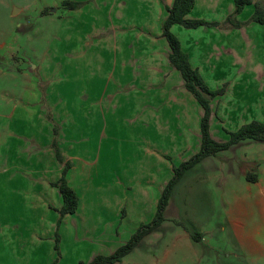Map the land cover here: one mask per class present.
Returning a JSON list of instances; mask_svg holds the SVG:
<instances>
[{"label":"rangeland","instance_id":"rangeland-1","mask_svg":"<svg viewBox=\"0 0 264 264\" xmlns=\"http://www.w3.org/2000/svg\"><path fill=\"white\" fill-rule=\"evenodd\" d=\"M133 1L125 22L148 16L145 0ZM251 1L229 22L234 0H199L192 16L219 25L173 31L193 45L191 65L208 87L224 88L212 100L217 140L264 122V23L251 18L264 0ZM87 2L66 22L63 7L53 21L37 17L21 28L19 15L10 23L0 14V230L10 239L0 264H86L95 251L112 253L153 220L152 200L173 176L169 162L177 167L199 148L201 107L178 70L131 42L136 27L125 40L110 32L116 12ZM41 117L57 126L70 164L73 214L60 215L48 182L61 169ZM10 228L52 235V257L47 241L23 243L26 233L14 237ZM114 264H264V142L233 145L186 170L160 224Z\"/></svg>","mask_w":264,"mask_h":264},{"label":"trees","instance_id":"trees-1","mask_svg":"<svg viewBox=\"0 0 264 264\" xmlns=\"http://www.w3.org/2000/svg\"><path fill=\"white\" fill-rule=\"evenodd\" d=\"M235 7L227 21L233 22V17L243 10L245 5L251 4V0H234ZM62 5L68 8H77L78 2L65 0ZM254 12L252 20L264 23V8L259 4H254ZM194 7V0H172L171 5L165 6L166 15L161 22V35L165 38L169 53L167 60L169 64L180 73L184 87L193 95L195 100L201 107L200 116V138L199 149L189 159L183 161L177 167H173V176L162 188L158 199L156 212L153 220L145 225H141L138 231L124 244L118 246L112 253L108 255L97 254L92 257L86 264H114L119 262L126 254L131 252L139 243L141 237L153 231L161 222L162 212L167 203V199L181 178L182 174L193 167L196 163L207 156L217 155L220 151L229 149L233 145H238L245 141L264 142V122L252 120L241 125L238 129L228 132L229 137L225 140H217L210 133V119L214 115L212 100L219 94H222L224 88L210 89L205 83L198 69L193 67L189 61L188 55L182 49L178 37L172 32L171 27L174 24H179L184 28H197L200 26L219 25L217 21H207L200 18H189L187 15ZM237 24V23H235ZM58 128L53 126L51 147L54 150L55 158L63 164L61 175L56 180L51 182V185L56 187L61 198V206L59 209L60 215L73 214L78 208V196L75 190L67 181V172L70 164L64 161L61 152L57 145ZM194 240H198L199 233L192 235ZM55 251H58V238L55 237ZM52 261L51 264H55Z\"/></svg>","mask_w":264,"mask_h":264},{"label":"crops","instance_id":"crops-1","mask_svg":"<svg viewBox=\"0 0 264 264\" xmlns=\"http://www.w3.org/2000/svg\"><path fill=\"white\" fill-rule=\"evenodd\" d=\"M17 1L18 2H15V0H10V5L8 7L5 5L6 3H4L3 1H0V14L7 13V18L10 19V23H13L12 21H13L15 15H19L21 17L20 19L22 20V22H20L19 28H21L22 25L23 26L29 25L31 23V21L37 17L47 18V19H50L51 21H53L54 18L52 17V13L55 12L59 7H63L65 9V13H64L62 19L66 22L75 13V11H77V9H81L84 6L86 7L88 4L87 0H69V1H73V2L77 1V2L81 3L80 7L78 6L77 8L73 9V8H68V7H65L62 5V2L65 0H31L30 3L25 2L23 0H17ZM21 1H23V2H21ZM198 1L199 0H194V7L190 11V13L187 15L188 17L194 18L191 13L197 9L198 3H199ZM211 1L212 0H202L201 5H204V2L212 4ZM93 2H94V5L96 8H101L102 6H105L110 11L114 10L116 12L115 13L116 21L115 22L111 21L110 32L114 33L115 35H119L120 39L125 40L126 36L128 35V33H127L128 29L136 27L137 28L136 34L134 36H130L131 42L132 43H135V42L140 43L139 44V50L146 51L149 56H151L155 60L158 59V61L161 64H163L166 69L169 70V72L172 71V68L168 64V60H167V56L169 53V47H168V44H167L165 38L161 35V22L166 15L165 6L171 5L172 0H145V1H143V3H144L143 8H145L148 11V13H147L148 16L146 18L132 17L130 22L123 21V12H124L125 7L128 6V8H129V4L131 7L136 8V7H134V3H133L134 1L133 0H103V1L93 0ZM140 3H141V1H140ZM214 7H216V5H214ZM12 8L14 10L11 12ZM52 8H55V10L52 11L51 10ZM5 11H7V12H5ZM221 16L222 17H220L219 19H215V20H223L224 15L222 14ZM101 27L104 28V30L106 28L105 26H101ZM204 27H208V26H204ZM98 28H100V27H97L96 29H98ZM106 29H108V28H106ZM174 29H177L179 31V35H180L179 24L172 25V27H171L172 32L174 31ZM24 31L27 32V29L26 30L24 29ZM106 34H108V32H106ZM175 35L178 37L182 49L186 52V54L188 55V58L192 64L193 45L190 42L187 44H184L183 43L184 40L182 39V37H180L177 34H175ZM4 47H5V43H3V42L0 43V49L4 48ZM51 49H52V46H51L50 50ZM34 68L36 70L38 69V67H35V66H34ZM198 71L200 73L199 68H198ZM179 77H181V75ZM180 83L182 85H184V81H183L182 77H181ZM37 116H39V115H37ZM254 120H256V119H254ZM40 121L42 122V125H43V122H45V125L47 127L46 130L49 129V138H51L52 137V126H53L51 123L52 118L48 117L46 119V118L41 117ZM46 121H47V123H46ZM210 133H211V131H210ZM211 135H212V133H211ZM212 137H213V135H212ZM199 138H200V132H199V136H198V146H199ZM58 139L60 140V136H58ZM48 145H50V144H48ZM59 147L60 146H58V148ZM59 150L61 152L62 158L64 159L66 156L65 151L63 149H61V147L59 148ZM195 152H197V151H195ZM53 156H54V153H53ZM165 156H166L165 154H164V156L162 155V157L164 159H166ZM57 163H58V165L60 164L59 168L62 170L63 164L60 162H57ZM34 165L38 167V170H40V169L46 170L44 167H42L41 161H39L38 163H34ZM22 166H23L22 164L19 165V167H22ZM173 167L174 166L171 165V163L169 162L168 168H169L170 174L173 173ZM53 181H54V179L48 180L50 185H51V182H53ZM67 181L69 183V179H67ZM55 189L57 190L56 187H55ZM161 190H162V188L160 187V189H158L159 195L156 196L152 200L153 208H154L155 212H156V207H157V203H158V199H159ZM57 192H58V190H57ZM13 227H17V225H15ZM10 231H11V234H14V237L16 236L15 234L17 232L26 233L25 236L20 237L21 238L20 241H22L24 243V242H26V240H30L31 242H34L35 245H38V246H41L42 244H44L47 241L48 247L50 248V246H52V242L54 239L52 237V235L46 234V233H44V231H40V230H36V229H32V228H28V231H22L20 229H17V231H16L14 228H10ZM204 231H206V229H203L202 232H204ZM9 242H10L9 238H6V236H5V238L1 236V230H0V259H2V256H4L5 250H6ZM50 242H51V245H50ZM49 248H48V251H49V256L51 258L52 257V250H51V248L50 249ZM99 253H104V251H102V250L95 251L93 253L92 257H94L95 255H97ZM92 257H91V259H92ZM91 259H89V260H91ZM49 260H51V259H49Z\"/></svg>","mask_w":264,"mask_h":264}]
</instances>
